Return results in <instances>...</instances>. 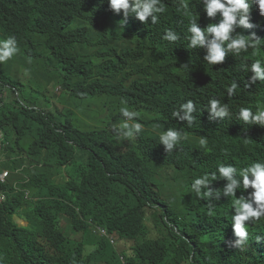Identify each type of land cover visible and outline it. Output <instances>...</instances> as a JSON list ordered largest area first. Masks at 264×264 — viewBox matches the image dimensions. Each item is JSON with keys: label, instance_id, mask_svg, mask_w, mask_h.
Returning a JSON list of instances; mask_svg holds the SVG:
<instances>
[{"label": "clouds", "instance_id": "clouds-1", "mask_svg": "<svg viewBox=\"0 0 264 264\" xmlns=\"http://www.w3.org/2000/svg\"><path fill=\"white\" fill-rule=\"evenodd\" d=\"M99 1L104 13L115 18L120 33H126V41L115 45L120 54L122 46H138V34L164 27V22L172 23L173 29L163 28L162 41L152 55L164 58L179 51L175 79L165 89L178 93V105L169 107L167 114L152 115L149 121L157 127L148 126L146 117L122 101V117L112 126L95 128L107 132L121 151L132 152L124 179L147 202L145 225L155 238L154 243L148 242L165 264L172 263L164 249L175 251V242L181 244L178 238L192 243L172 221L174 214L191 228L193 239L200 236L223 254L221 259L215 255L218 263L264 264V0ZM63 4V0L51 4V18L63 22L64 33L79 39L86 23L72 18ZM87 26L98 32L91 24ZM21 51L14 35L3 37L0 33V63L13 58L19 69L16 61ZM40 57L32 65L35 74L45 79L43 99L36 98L18 75L20 87H13V94L5 90L2 97L13 96V105L21 112L57 107L54 114L63 123V112L68 108L74 113L77 128L83 129L84 122L92 124L90 116L96 117L101 104L81 98L73 105L66 104L64 76L58 64L46 55ZM45 65L53 72L45 73ZM56 74L61 82L51 80ZM80 79L79 85L87 82ZM113 84L109 79L108 89ZM106 98L111 104L108 95ZM12 133L10 126H0V205H6L13 195H20L22 204L9 214L0 237V264L22 260L24 250L36 254L47 251L55 264H160L140 234L127 241L111 223L87 220L69 201L38 188L36 195L33 181L38 170L47 172L60 185L68 170L57 174L54 161L37 164L26 154L20 157L29 163L10 170L11 159L16 158L13 155L10 159V148L19 154L17 134L13 138ZM91 149L95 154L96 149ZM78 153L80 160L81 154L86 157L90 151ZM96 158L105 167L104 161ZM87 170L91 172L89 165ZM60 176L63 181L58 180ZM148 182L159 187L156 192L163 203L150 199ZM72 211L76 217L68 215ZM84 224L88 231L82 229ZM50 228L52 235L47 230ZM10 231H15L13 245H9Z\"/></svg>", "mask_w": 264, "mask_h": 264}, {"label": "trees", "instance_id": "trees-1", "mask_svg": "<svg viewBox=\"0 0 264 264\" xmlns=\"http://www.w3.org/2000/svg\"><path fill=\"white\" fill-rule=\"evenodd\" d=\"M55 1L0 0V33L3 37L14 35L22 50L16 61L22 67L18 72L0 69V126H10L17 134L16 147L19 151V154H15L16 148H10V159L13 155L16 158L11 159L8 168L16 170L29 163L25 157H20L24 154L36 160L37 164L54 161L57 174L62 175L66 168L67 177L61 185L56 184L44 170H38L33 181L35 194L38 195V188L39 192L51 193L58 200L69 201L79 207L87 220L100 224L111 223L113 230L121 233L119 237L127 241H134L140 234L148 243L145 247L152 250L160 264H165L159 258V251L148 242L154 243L155 238L145 225L148 219L147 202L124 179L130 169L132 152L121 151L107 132L95 128L112 126L117 122L122 117L119 109L125 106L122 101L146 117L148 126L153 125L149 121L152 115L161 112L167 114L169 107L178 105V93L165 92V89L175 79V61L179 51L164 58L152 55V51L162 41L163 28L173 29V24L164 22V27L158 26L152 32L146 30L138 34V46L134 43L126 48L122 46L123 54H120L115 45L120 44L121 40L126 41V33H120L115 18L104 13L99 0H63V8L70 12V16L78 17L86 23L79 39L64 33L63 22L51 18V4ZM87 24H91L98 32H94ZM42 55L52 58L58 64L60 75L64 76L63 100L66 104L73 105L80 98L85 102L101 104L102 108L97 111L96 117L90 116L92 124L84 122L83 129L77 128L72 119L74 113L68 108L63 112L66 118L63 123H59L57 114H54L57 107L50 110L41 107L34 111L23 109L21 112L13 105L16 103L13 96L9 95L5 99L2 97L5 90L13 94V87H20L16 76L22 69L26 67L28 71L36 73L32 63L33 60L43 58L40 57ZM79 77L87 82L79 85ZM109 79L114 80L111 89L107 87ZM51 80L62 81L58 74L55 78L51 76ZM80 93H84L82 97ZM40 104L45 105L43 102ZM92 147L96 149L95 154L91 151ZM85 149L90 154L86 157L81 154L79 160L78 151L84 153ZM98 156L104 161L105 167L97 163ZM79 164L84 166L78 168ZM87 165L91 167L90 173ZM81 179L86 180L81 185L77 184ZM157 188L148 182L146 192L152 201L163 203L156 192ZM10 199L6 205H0V237L4 234L9 214L16 212L22 204L20 195H13ZM109 211L111 216L108 215ZM68 215L76 217L75 211L68 212ZM171 219L192 243L180 237L178 239L181 244L175 242V251L164 249L169 262L220 264L215 255L221 259L223 254L215 250L212 242H206L200 236L193 239V231L181 218L172 214ZM82 229L88 231L89 226L84 224ZM47 230L51 235L54 233L52 228ZM14 236L15 231H10L9 245H13ZM13 264L55 263L47 257V251L36 254L24 250L22 260L18 259Z\"/></svg>", "mask_w": 264, "mask_h": 264}, {"label": "rangeland", "instance_id": "rangeland-1", "mask_svg": "<svg viewBox=\"0 0 264 264\" xmlns=\"http://www.w3.org/2000/svg\"><path fill=\"white\" fill-rule=\"evenodd\" d=\"M41 64H43V63L41 62ZM37 66H39V64ZM21 68L17 69V66H16L13 58L11 60L5 62V63H0V69H2V70L11 69V70H13V72H16V71L18 72ZM43 71L45 73H47V72L52 73L53 72L51 70V68L48 67L47 65H45L43 67ZM17 75H18L17 78L21 82H23V84L27 87V89L29 91L34 92L36 98L41 97V95L43 94V92L45 90V79L43 77L28 71L26 67H25V69H22V71L19 72V74L17 73ZM56 86H57V91H60V87L58 85H56ZM25 95L27 96L28 93H25ZM41 98L43 99V97H41ZM12 136H13V138H15L16 137L15 133H12ZM58 180L63 181V176L58 177Z\"/></svg>", "mask_w": 264, "mask_h": 264}]
</instances>
